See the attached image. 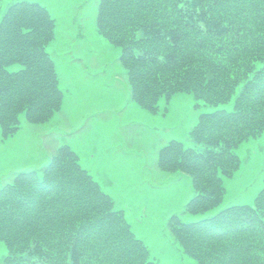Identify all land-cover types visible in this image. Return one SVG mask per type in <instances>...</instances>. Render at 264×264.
Listing matches in <instances>:
<instances>
[{
    "label": "trees",
    "instance_id": "16d2710c",
    "mask_svg": "<svg viewBox=\"0 0 264 264\" xmlns=\"http://www.w3.org/2000/svg\"><path fill=\"white\" fill-rule=\"evenodd\" d=\"M95 27L113 45L136 104L154 112L177 91L209 105L190 130L171 138L157 164L189 176L184 211L204 212L224 195L240 164L236 145L264 129V0H96ZM55 18L38 1L14 0L0 15V133L49 119L62 104L46 50ZM19 64L11 68V64ZM39 169L0 186L2 264H164L135 234L123 208L79 163L68 143ZM250 203L194 220L171 213L166 228L198 264H264V176Z\"/></svg>",
    "mask_w": 264,
    "mask_h": 264
},
{
    "label": "rangeland",
    "instance_id": "374dc122",
    "mask_svg": "<svg viewBox=\"0 0 264 264\" xmlns=\"http://www.w3.org/2000/svg\"><path fill=\"white\" fill-rule=\"evenodd\" d=\"M38 1L55 18V34L46 46L62 90L61 109L42 122L27 121L19 114V128L0 133V186L21 170L39 169L57 145L68 143L79 163L123 208L132 230L148 246L151 256L164 264H198L181 251L166 228L167 216L185 220L212 214L217 209L250 203L263 184L264 129L234 149L240 164L223 177L224 195L204 212L184 211L192 196L189 176L165 171L157 164L159 147L171 138L194 144L190 130L200 111L231 108L227 102L209 105L192 92L177 91L154 112L136 104L129 94L119 46L95 27L96 0ZM14 0H0V15ZM19 64H11L17 68ZM6 247L0 241V264Z\"/></svg>",
    "mask_w": 264,
    "mask_h": 264
}]
</instances>
